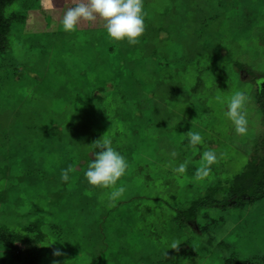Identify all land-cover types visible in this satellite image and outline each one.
<instances>
[{"label": "rangeland", "instance_id": "rangeland-1", "mask_svg": "<svg viewBox=\"0 0 264 264\" xmlns=\"http://www.w3.org/2000/svg\"><path fill=\"white\" fill-rule=\"evenodd\" d=\"M74 2L4 10L18 19L0 53V228L38 227L37 264H264V197L175 221L264 156V0H144L134 45L109 38L103 21L65 32ZM237 91L247 96L244 135L225 115ZM105 140L129 165L115 202L84 175ZM17 249L0 243V264H25Z\"/></svg>", "mask_w": 264, "mask_h": 264}, {"label": "clouds", "instance_id": "clouds-1", "mask_svg": "<svg viewBox=\"0 0 264 264\" xmlns=\"http://www.w3.org/2000/svg\"><path fill=\"white\" fill-rule=\"evenodd\" d=\"M144 0H75L74 6L69 7L61 20L65 32L77 30L81 23L94 25L97 21H103L107 36L115 41L126 40L129 44H136L145 31ZM247 96L242 91H237L231 97L225 115L232 122L237 134L244 135L247 132L248 119L245 111ZM202 141L199 133L190 135V143L197 144ZM96 151L92 152L93 159L87 165L84 173L87 182L94 187L111 189L108 199L115 202L126 191L123 184L117 187L118 182L126 174L128 162L125 157L111 146V142L105 140L103 143L96 142ZM174 155V154H173ZM209 165L216 162V154L212 151L204 153L203 157ZM178 172L185 171V165L181 164ZM199 174V173H198ZM207 175V171L204 172ZM64 180L68 179L67 170L62 174ZM177 244L172 248L176 249ZM54 256H62L63 253L57 249ZM55 264H67V262L56 261Z\"/></svg>", "mask_w": 264, "mask_h": 264}, {"label": "trees", "instance_id": "trees-1", "mask_svg": "<svg viewBox=\"0 0 264 264\" xmlns=\"http://www.w3.org/2000/svg\"><path fill=\"white\" fill-rule=\"evenodd\" d=\"M14 1L0 0V53L6 50L11 26L18 19L17 15L14 14L9 18L4 15L5 8ZM257 105L264 120V89L258 93ZM219 191H223V197L221 199L215 197ZM262 197H264V156L260 162L253 160L249 163L245 170L234 178L229 189L218 185L204 192L202 196L190 201L184 208L177 212L175 221L177 222L178 228L188 226L190 222L197 224L200 214L210 209L218 208L225 210L230 206L237 208L252 200L261 199ZM230 199L233 200V204L228 202ZM199 230L201 231V229ZM43 241V233L34 225L28 226L20 233L9 231L4 227L0 228V243L13 248L14 251L17 249L15 245L21 244L23 250H17L19 256L24 257L25 264H37L41 260L43 249L40 247V244ZM242 264L251 263L244 261Z\"/></svg>", "mask_w": 264, "mask_h": 264}, {"label": "water", "instance_id": "water-1", "mask_svg": "<svg viewBox=\"0 0 264 264\" xmlns=\"http://www.w3.org/2000/svg\"><path fill=\"white\" fill-rule=\"evenodd\" d=\"M262 89H264V83L260 86Z\"/></svg>", "mask_w": 264, "mask_h": 264}]
</instances>
